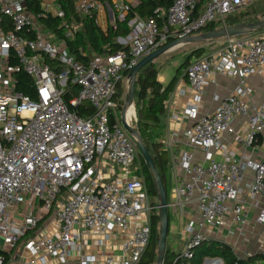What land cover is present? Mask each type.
Masks as SVG:
<instances>
[{
	"label": "built area",
	"instance_id": "obj_1",
	"mask_svg": "<svg viewBox=\"0 0 264 264\" xmlns=\"http://www.w3.org/2000/svg\"><path fill=\"white\" fill-rule=\"evenodd\" d=\"M34 1L37 11L27 0H0V251L15 248L56 207L58 237L40 235L26 243L41 264L48 256L66 261L91 232L106 253L104 264H138L152 239L154 206L137 163V139L117 113L118 84L145 56L211 23L226 26L227 17L251 0H173L146 17L127 0ZM84 18L103 31L126 24L128 34L115 40L122 47L97 53L80 46L88 58L78 59L68 41ZM54 20L56 27L46 23ZM21 71L30 79V93L18 90ZM216 73L240 82L230 94L214 95L216 108L202 113ZM263 73L264 31L228 37L193 56L169 94L188 96L182 116L192 120L183 133L184 148L174 157L179 173L169 198L178 211L196 207L185 225L182 264H196L195 248L210 238L205 229L242 233L253 215L264 225V157H240L232 148L264 143V102L252 103L254 89L247 81ZM66 87L76 90L70 100L75 109L64 99ZM85 102L94 108L92 115L76 109ZM131 106L134 114L128 119L125 111L124 119L133 126L138 117ZM241 117L247 118L248 133L237 131ZM178 134L160 142L172 148ZM21 204L33 210L18 221L13 213ZM116 234L121 243L113 253L109 241ZM82 261L93 264L97 258L90 254ZM198 264L225 262L205 255Z\"/></svg>",
	"mask_w": 264,
	"mask_h": 264
},
{
	"label": "trees",
	"instance_id": "obj_2",
	"mask_svg": "<svg viewBox=\"0 0 264 264\" xmlns=\"http://www.w3.org/2000/svg\"><path fill=\"white\" fill-rule=\"evenodd\" d=\"M172 2L173 0H140V4L135 10L138 13L140 12V14L144 17L152 16L156 14L155 11L157 8H168ZM27 4L33 11L38 10V3H36V1L27 0ZM69 5L71 6V4ZM238 12L239 10L227 17V25H233L245 21L243 19L244 15H240ZM58 22L59 20H54L53 22L46 21L50 27H56ZM221 27H223V25L211 23L199 33ZM261 31L264 30H258L257 32ZM128 32L129 28L124 23L119 25L117 30L111 27L107 31H103L95 23L94 19L84 18L82 29L78 31L75 39L68 41V45L71 52L75 53L78 59L85 60L87 56L80 53L78 47L83 46L84 48L91 49V52L97 53L109 51L114 52L122 47L115 41L116 37L119 34L126 35ZM205 52L206 51L202 47L196 48L184 61L183 66L186 65L187 67L193 56L201 57ZM154 61L146 64L138 72L136 77L134 100L138 114L137 126L139 128L140 135L155 160L169 196V154L168 151L164 149L162 142L157 139L164 130L162 119L166 114V100L169 98L170 92L174 89L182 69L180 67L170 82L167 85H163L158 78L160 69L155 65ZM127 74L128 71L124 73V76L126 77ZM29 82L30 79L26 73L22 71L18 73V90L25 94L30 93ZM120 82L118 84L119 94L123 90ZM65 90L64 99L66 103L71 109H75L74 106L70 105V100L74 96V92H76V90L74 89L70 91L69 87H66ZM119 94L117 93V96ZM76 109L82 116H89L94 113V108L88 102L81 104ZM141 162L151 197V204L154 206V209L152 211V239L147 251L138 264H155L157 261V236L159 233V211L156 200L158 193L154 178L145 163L143 156H141ZM0 254L5 256L3 251H0ZM205 255H219L224 259L225 264H264V252L240 256L235 253L233 247L229 243L212 238L206 239L200 246L195 248V258L193 259L194 263L198 264ZM183 261L181 253H177L167 246L164 264H182Z\"/></svg>",
	"mask_w": 264,
	"mask_h": 264
},
{
	"label": "crops",
	"instance_id": "obj_3",
	"mask_svg": "<svg viewBox=\"0 0 264 264\" xmlns=\"http://www.w3.org/2000/svg\"><path fill=\"white\" fill-rule=\"evenodd\" d=\"M127 1L132 3L134 9H136V7L140 4V0H127ZM253 2L254 0H251L250 3ZM250 3H248L247 6ZM197 34L199 33H196L195 35ZM119 35L123 36L124 34H119ZM195 43H201V42L180 44L168 50L167 52H165L164 54H162L161 56L155 59L154 62L155 64H157V67L160 69L158 78L163 83V85H167V83L165 82V78L161 74V69L164 63L166 62V57L172 55L173 53L176 52V50L182 48L183 46H188ZM199 47H201V45H195L194 47H192V49L195 50L196 48ZM213 48H215V45L210 46V49L205 53L209 52ZM162 58H164L163 61H161ZM178 64L179 63L173 64V66L176 68L174 72L175 74L180 68V65L178 66ZM183 74L184 73H182L180 77ZM247 81L250 85H252L254 89V92L250 97L252 103L258 105L261 102H264V73L261 75L250 76L248 77ZM239 82L240 79L237 77H229L219 73L212 75L209 80V85L207 86V90L204 97V104L203 107L201 108V112L202 113L213 112L214 109L216 108V105L218 104L217 101L214 100V95H220L221 97H224L230 94L233 91L234 87L237 86V84H239ZM187 100H188V96H179V95L178 96L174 95L173 97H170L168 99V102L166 103V114L165 116H163L162 119L164 130L160 135V137L158 138V141H161L164 137H166L167 140H170V138L173 136L174 133H179L176 136L177 137L176 143L172 148L162 143L164 149H166L169 154V165H168L169 189L171 188L173 189L174 186L176 185L177 176L179 173V168L174 161V157L177 156L179 151L184 148L183 145L184 130L192 125V120H189L182 116L183 109ZM178 114L179 116H176ZM246 122H247L246 117H241L235 121V126L239 133H248L245 127ZM230 141L232 143V140ZM232 148L236 151V153L240 157L245 155V156L253 157L256 160H262L264 157V143L262 141L261 144L258 145L257 147H245L242 144L232 143ZM199 154L201 155V153ZM248 174L250 176V172H248ZM169 209H170V230L167 238V246H169L173 251L177 253H181L184 250L186 244V237H187L184 227L188 219L191 216H193V214L196 212V207L189 206L184 211H178L174 207H170ZM173 209L174 212L172 213L173 215H171V210ZM32 210L33 208L30 205L21 204L17 207V209L13 214L16 220L23 221L24 215L30 213ZM179 224H182L183 227V231H181L182 234L181 242L183 243V248H181V246L176 242V238L179 234L177 231ZM58 230H59V223L56 218V207H55L53 210L47 212L44 215L37 229H30L22 236L20 242L15 248L1 250L4 252L6 257L5 264H31V263L41 264L38 261L37 257L33 256L28 251L26 247V243L31 237H36L40 235H49V236L58 237L59 235ZM205 230L210 238L227 242L232 247H234V250L236 248H244L245 246H247L246 244L249 243L253 244V242L256 241L255 246L253 247L255 249L254 252L255 253L264 252V225L257 223L254 215L249 221L247 228L242 233H236L233 235L230 234L225 229L222 230L216 228H209ZM98 238L99 236L92 232L83 234L81 237V241H79L78 243V248L75 251H73L72 255H70L66 261L63 262L58 258L48 256L47 264H84L82 261L83 256L90 254L95 255L97 258V262L93 264H104L106 253L104 249L98 245ZM109 243L111 247V252L118 253V248L121 243V239L119 238V236L117 234L114 235L113 238L109 241ZM252 244L249 246H252Z\"/></svg>",
	"mask_w": 264,
	"mask_h": 264
},
{
	"label": "water",
	"instance_id": "obj_4",
	"mask_svg": "<svg viewBox=\"0 0 264 264\" xmlns=\"http://www.w3.org/2000/svg\"><path fill=\"white\" fill-rule=\"evenodd\" d=\"M258 30H264V18L249 22H240L233 25H226L221 28L207 30L197 35L188 36L182 39L174 40L163 47L153 51L151 54L145 56L131 71H129L127 77L130 85L128 94L126 96V102L123 108V120L122 123L129 133L134 135L137 139L138 149L143 156L145 163L147 164L156 185L158 198H159V233L157 236V261L156 264H164L165 254L167 249V238L170 228V202L168 191L164 185L163 179L160 175L155 160L143 141L138 126L134 127L129 125L124 119V113L128 105L134 104L135 90H136V77L138 72L149 62L154 61L156 58L167 52L168 50L185 43L191 42H205L212 41L221 38L236 37L246 34H252Z\"/></svg>",
	"mask_w": 264,
	"mask_h": 264
},
{
	"label": "rangeland",
	"instance_id": "obj_5",
	"mask_svg": "<svg viewBox=\"0 0 264 264\" xmlns=\"http://www.w3.org/2000/svg\"><path fill=\"white\" fill-rule=\"evenodd\" d=\"M238 14H243V19L245 20L244 22H249V21H254V20H258V19H263L264 18V0H254L253 3H250L248 6L246 5L245 7H243L242 9L239 10ZM254 33H258V32H254ZM225 40V38H221V39H217V40H212V41H205V42H201V43H195L192 45H188V46H183L182 48L176 50L175 53H173L170 56L166 57V62L164 63L162 69H161V74L162 76L165 78V82L168 84L170 82V80L173 78L174 76V72H175V67L173 66V64L175 63H179L178 66L180 65L182 71L181 74L184 73L185 69H186V65L183 66L184 61L187 59V57L194 51L192 49V47H194L195 45H201V47L205 50L208 51L210 49V46L212 45H220L221 43H223V41ZM187 47V48H186ZM91 49H89L90 51ZM165 58V57H164ZM161 61H163V59ZM157 66V64H155ZM180 74V75H181ZM128 75V74H127ZM120 85L122 87V92H120L119 94V87H118V96H119V100H120V104L118 105V109H117V113L119 115L120 118H122V114H123V108L126 102V96L128 94V89H129V79L128 77L124 76L120 82ZM137 112V109H136ZM138 117V114H137ZM138 123L137 121L133 122V126L136 127ZM158 140V139H157ZM141 153L139 151L138 154V158H137V163L141 164V171L143 173V166H142V162H141ZM144 174V173H143ZM169 198H170V194L172 191V188L169 189ZM157 203L159 205V198L157 197ZM158 211L160 212V207L158 209ZM174 212V209L171 210V215H173L172 213ZM185 230V227H184ZM178 236L176 238V242L181 246V248H183V243L182 241V234L181 231H183V227L182 224H179L178 228ZM256 241L249 244H246L247 246H245L244 248H236L234 251L236 254L243 256V255H247L250 253H255V249L253 248L255 246ZM252 246H249L251 245ZM234 249V247H233ZM157 260V259H156ZM156 264V262H155Z\"/></svg>",
	"mask_w": 264,
	"mask_h": 264
},
{
	"label": "bare ground",
	"instance_id": "obj_6",
	"mask_svg": "<svg viewBox=\"0 0 264 264\" xmlns=\"http://www.w3.org/2000/svg\"><path fill=\"white\" fill-rule=\"evenodd\" d=\"M133 114H134V107L130 105L126 108V116L129 119Z\"/></svg>",
	"mask_w": 264,
	"mask_h": 264
}]
</instances>
